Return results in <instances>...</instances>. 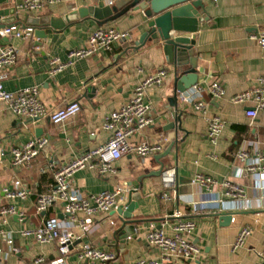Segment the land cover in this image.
<instances>
[{"label": "crops", "instance_id": "1", "mask_svg": "<svg viewBox=\"0 0 264 264\" xmlns=\"http://www.w3.org/2000/svg\"><path fill=\"white\" fill-rule=\"evenodd\" d=\"M23 1L0 0V31L4 22L12 17L10 14L6 16V11L17 9ZM122 1L64 0L47 5L39 12H19L20 20L13 25L21 23L20 27L34 28L27 26L28 17L62 18L83 8L120 6ZM203 1L209 19L200 20L195 36L198 66L203 71L198 85L207 87L212 80L218 81L226 95L224 99L214 100L206 94L204 100L208 111L205 115L182 104L178 96L177 111L182 113V130L178 134V144L162 160L164 169L175 167L178 178L182 179L177 199L163 200L161 176L145 178L139 190L141 199L131 218L137 222L122 229L123 218L118 214H97L90 221V231L75 244V251L66 257L60 255L56 243L40 245L21 235L23 230L38 228L49 217L56 216L62 224H70L69 217L57 206L47 213H38L36 203L39 195L49 193L55 183L53 169L44 174L41 169L51 165L58 169L75 156L106 143L109 133L103 129L105 118L123 107L135 88L160 70L167 71L163 86L147 91L153 124L136 133L131 141L156 144L167 140L166 151L174 136V131L165 130L176 113L174 70L158 47L147 43L143 49L132 52L125 48L127 43L121 39L110 50H101L82 59L55 77L50 75L51 58L67 61L72 51L88 47L91 33L98 28H113L129 35V42L137 41L144 32L143 27L138 26L142 20L141 13L123 15L103 26L90 16L81 18L68 25L55 42L51 39L28 42L0 36V52L13 46L21 53L18 64L0 73V82L6 91L38 87L41 101L51 111L74 103L80 106L79 113L63 124L54 125L47 119L24 128L22 121L7 105L0 103V200L4 206H14L18 212L25 213L24 220L12 216L6 223H2L0 217V264H30L40 255L46 256L45 264H75L78 261L76 250L82 243L115 252L118 260L113 264H131L138 258L159 260L160 250L148 244L147 232L162 229L172 235L173 227L187 220L196 224L188 239L200 253L194 261L179 260L177 264H264V189H256L254 179L250 181L241 175L246 164L236 158L237 152L246 148L252 156L249 161H255L249 144L264 141V109L258 110L253 120L247 116V111L254 108L253 104L235 105L230 101L232 96L258 87L259 80L264 77V52L251 39L254 34L264 33V0ZM40 42L46 43L47 49L33 52L36 43ZM215 116L225 122V127L212 141L208 137L207 120ZM38 138H47L48 144L32 165L20 169L12 167L11 151ZM260 152L264 154V147ZM158 155L145 160L135 155L125 156L115 164V175L101 176L94 171H80L73 177L72 186L83 196L113 192L121 184L128 186L143 175L157 172L160 168L156 161ZM197 175L215 179L217 185L212 193H205L199 184L193 182ZM14 179L21 180L30 192L26 200L4 198V188H12ZM226 181L238 183L244 189L245 197L240 208L229 206L225 210L193 211V204L201 200L228 201L227 190L223 186ZM222 216L225 220L221 219ZM112 222L116 225L113 226ZM246 227L253 229V235L242 249L233 253L232 246ZM70 230L76 235L81 234L76 226L70 225ZM117 231L119 233L115 236ZM3 234L13 241L18 252L11 251Z\"/></svg>", "mask_w": 264, "mask_h": 264}, {"label": "built area", "instance_id": "2", "mask_svg": "<svg viewBox=\"0 0 264 264\" xmlns=\"http://www.w3.org/2000/svg\"><path fill=\"white\" fill-rule=\"evenodd\" d=\"M64 0H24L16 9V12L34 13L44 9L47 5L59 4ZM112 4V3H111ZM2 37H15L28 42H36L35 29L32 27H20L13 25L0 31ZM130 37L121 34L113 28H98L93 31L85 49L72 51L67 61H62L57 57L50 60V75L52 77L61 74L67 67L75 65L78 61L92 57L101 50H110L112 45L123 39ZM251 39L256 41L264 52V33L254 34ZM40 49L46 50L47 44L34 46L33 52ZM21 58L20 50L9 46L0 52V73L7 67L15 66ZM167 78V71L160 70L156 75L150 76L139 84L131 99L119 110L108 115L103 122V129L109 133L106 143L98 148L83 152L75 156L70 161L64 163L58 169L52 165L41 169V173H46L49 169L54 171V186L49 193L39 195L36 203L38 213H47L52 207L57 206L62 209V213L69 217L70 224H62L58 217L45 219L41 226L35 229H27L21 232L22 237L33 239L40 245H50L56 243L58 251L62 257L70 255L75 251V244L82 241L90 231V221L97 214H107L116 211L121 206H126L128 194L131 186L119 185L113 192H103L96 195L83 196L73 186L72 179L80 171L89 170L97 172L101 176L115 175L117 169L115 164L123 157L135 155L145 160L153 155L161 154L165 151L166 142L151 144L146 141L132 143V138L139 131L148 128L153 124L152 105L147 98V91L152 87L163 86ZM210 95L214 100L225 98L224 87L212 80L207 87L196 85L186 92L180 94L182 104L192 107L199 114H206L208 104L205 102V95ZM230 101L235 105L253 104L254 108L247 111V116L251 119L257 117V111L264 109V77L259 80L258 87L239 93L231 97ZM5 103L12 114L22 121L23 127L49 119L54 125L65 123L75 117L80 106L77 103L66 108L51 111L40 99L38 87H31L17 92H8L0 82V103ZM208 121V137L214 141L222 133L225 122L220 117H212ZM47 138L30 140L25 145L14 148L11 151V165L14 168H29L33 161L40 155L47 146ZM253 148L255 161H249L252 157L246 148L237 152L236 158L245 163L241 175L250 181L254 179L256 189H264V154L260 150L264 147V141L260 143H250ZM2 154L0 150V155ZM194 183L199 184L205 193H212L217 185L215 179L208 175H197ZM12 188H4V198L7 200H26L30 192L21 180L14 179ZM161 185L163 189L162 198L164 201L177 199L179 189V178L175 167H168L161 175ZM223 186L226 188V196L229 199L224 202L221 199L201 200L193 204V211L205 212L209 210H225L230 208H240L245 197L244 189L238 183L226 181ZM18 216L25 219V213L18 212L14 206H4L0 200V217L2 223L7 222L8 217ZM79 217H82L80 219ZM234 222L235 219L232 218ZM115 226V222L111 223ZM71 226L79 228L81 234L76 235L70 230ZM194 221H181L173 227V234L168 235L162 229H152L147 232L146 240L149 245L160 250V258L143 259L138 258L131 264H177L179 260L194 261L199 255L198 247L188 239L195 231ZM253 235V229L243 228L232 246L233 253L242 249L247 240ZM3 237L7 239L6 235ZM11 251L18 252L13 246V241L7 239ZM78 261L75 264H113L118 260L115 252L100 249L90 243H82L77 248ZM45 255L36 257L30 264H45Z\"/></svg>", "mask_w": 264, "mask_h": 264}, {"label": "water", "instance_id": "3", "mask_svg": "<svg viewBox=\"0 0 264 264\" xmlns=\"http://www.w3.org/2000/svg\"><path fill=\"white\" fill-rule=\"evenodd\" d=\"M119 10H121L120 13ZM130 13L135 16L137 13H141L142 20L138 26L143 27L144 32L133 43L129 42L131 41L130 37L123 38L122 41L127 43L125 48L137 52L143 49L147 43H151L162 50L167 63L174 70L175 93L173 99L176 101V113L173 121L165 128V130L174 131L171 145L164 153L156 156V161L160 165L159 170L143 175L131 183V191L128 194L126 206H121L112 212L113 215L118 214L123 218L122 229H125L128 224L137 222L131 221V218L141 199L139 190L143 180L162 175L165 166L162 160L170 155L173 147L179 142L178 134L182 130V113L177 111L178 96L199 84V75L203 72L198 66L199 53L195 48V36L199 31L200 20L207 21L209 19L205 3L203 0H123L120 6L83 8L62 18L45 16L40 18L28 17L26 20L27 26L35 28L37 39L40 41L51 39L55 42L68 25L79 21L81 18L90 16L103 26ZM9 14L12 17L4 22L3 29L13 26L20 20L19 14H16V9H12L10 12L6 11L5 15L8 16ZM36 44L41 46L43 43ZM179 181L182 183L181 178ZM221 219L225 220V217L222 216ZM230 219L229 216L228 220ZM118 233L119 231L115 233V236Z\"/></svg>", "mask_w": 264, "mask_h": 264}]
</instances>
